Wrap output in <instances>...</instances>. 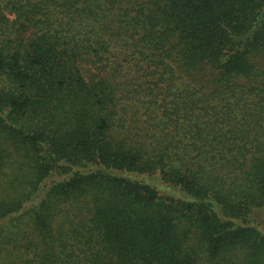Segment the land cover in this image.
<instances>
[{
  "label": "trees",
  "instance_id": "16d2710c",
  "mask_svg": "<svg viewBox=\"0 0 264 264\" xmlns=\"http://www.w3.org/2000/svg\"><path fill=\"white\" fill-rule=\"evenodd\" d=\"M0 264H264V0H0Z\"/></svg>",
  "mask_w": 264,
  "mask_h": 264
}]
</instances>
